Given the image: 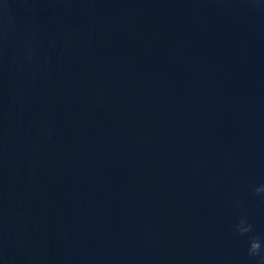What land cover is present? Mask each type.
Instances as JSON below:
<instances>
[{
    "label": "water",
    "instance_id": "95a60500",
    "mask_svg": "<svg viewBox=\"0 0 264 264\" xmlns=\"http://www.w3.org/2000/svg\"><path fill=\"white\" fill-rule=\"evenodd\" d=\"M261 185L264 0H0V264H256Z\"/></svg>",
    "mask_w": 264,
    "mask_h": 264
},
{
    "label": "clouds",
    "instance_id": "9594fccd",
    "mask_svg": "<svg viewBox=\"0 0 264 264\" xmlns=\"http://www.w3.org/2000/svg\"><path fill=\"white\" fill-rule=\"evenodd\" d=\"M257 195L264 194V185L255 188ZM253 231V225L248 223L247 219L241 216L238 223L234 226V233L237 235H245ZM248 254L250 257L258 258L256 264H264V242L259 236L250 238L248 247Z\"/></svg>",
    "mask_w": 264,
    "mask_h": 264
}]
</instances>
